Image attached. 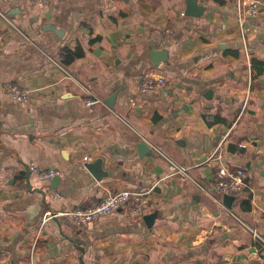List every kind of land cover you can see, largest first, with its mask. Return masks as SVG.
Wrapping results in <instances>:
<instances>
[{
  "label": "crops",
  "instance_id": "obj_1",
  "mask_svg": "<svg viewBox=\"0 0 264 264\" xmlns=\"http://www.w3.org/2000/svg\"><path fill=\"white\" fill-rule=\"evenodd\" d=\"M188 1L0 0V264H264L223 196L168 177L145 142L205 186L221 166L245 168L231 211L264 236V11L240 22L251 0H196L190 16ZM151 71L166 85L142 95ZM29 164L60 175L42 181ZM124 190L148 192L140 215L47 218Z\"/></svg>",
  "mask_w": 264,
  "mask_h": 264
},
{
  "label": "built area",
  "instance_id": "obj_2",
  "mask_svg": "<svg viewBox=\"0 0 264 264\" xmlns=\"http://www.w3.org/2000/svg\"><path fill=\"white\" fill-rule=\"evenodd\" d=\"M51 0H37V3L41 6L47 5ZM264 11V0H251L248 7L243 11L242 19L246 16H256ZM0 15L7 20V18L0 13ZM8 21V20H7ZM9 22V21H8ZM15 29L19 31L16 27ZM19 33H21L19 31ZM22 34V33H21ZM24 35V34H22ZM28 39V38H27ZM68 78H72L65 69H63ZM166 85V78L156 72H149L144 78L143 82L139 87V93L142 95L155 94ZM85 92L93 96L92 91L88 86H83ZM6 89L8 90L11 99L17 103H28L31 98V92L29 90L20 88L14 84H7ZM99 99L93 100L91 97L85 101L87 106H92ZM151 150L156 154L162 156L168 165V177H175L181 183H191L195 185L201 192L210 196V190H213L222 196H232L233 198L240 195V193L246 188V179L248 178L247 171L245 168L231 169L227 166H221L215 173L214 177L209 181L208 186H205L195 180L190 175V168L179 165L172 159L167 157L159 148L145 140ZM28 168L30 172L38 177L42 181L51 180L60 175L59 170L52 169L47 171L39 170L34 164H29ZM148 192L138 191H121L113 194L106 195L100 202L92 205L88 208H75L67 210L61 213L49 212L48 219L56 218L59 216L65 217L71 223L77 227L88 228L98 219L107 216L118 209L130 204L132 209L130 211L131 216H138L142 211V207L147 203ZM54 198L58 199L59 195L54 194ZM214 198V197H213ZM219 202V201H218ZM220 204V202H219ZM229 217H232L240 228H242L251 237L252 241L258 248L264 251V236L254 227L247 225L242 219L232 213L231 209L225 208Z\"/></svg>",
  "mask_w": 264,
  "mask_h": 264
},
{
  "label": "water",
  "instance_id": "obj_3",
  "mask_svg": "<svg viewBox=\"0 0 264 264\" xmlns=\"http://www.w3.org/2000/svg\"><path fill=\"white\" fill-rule=\"evenodd\" d=\"M112 1H122V2L127 3V2H130L131 0H112ZM195 5H196V0H189L187 2V10L185 12L186 15L199 16L201 14V11H202L203 8H196ZM151 54H152L153 63H154L155 66H158L161 61H165L166 60V57L163 58V56H165V54H166L165 52L152 51ZM108 103H109L110 106H112V102L110 100L108 101ZM138 147H139L141 153H142V150L143 151L144 150H146V151L149 150L148 147L145 144H139ZM98 164H99V161L96 162V165H94V164L87 165V168L89 170H92L95 166H98ZM56 180H57L56 178L53 179V181H56ZM233 200H234V198L232 196H223L224 204L226 205V207L228 209H231ZM156 217H157L156 213H153V214H150V215L146 216L145 217L146 224L148 226H150L153 223V221H154V219Z\"/></svg>",
  "mask_w": 264,
  "mask_h": 264
},
{
  "label": "trees",
  "instance_id": "obj_4",
  "mask_svg": "<svg viewBox=\"0 0 264 264\" xmlns=\"http://www.w3.org/2000/svg\"><path fill=\"white\" fill-rule=\"evenodd\" d=\"M81 56H82V52H78V51L68 52V55L65 57V59H61V62L67 65L71 63L72 61H74L76 58L81 57Z\"/></svg>",
  "mask_w": 264,
  "mask_h": 264
}]
</instances>
